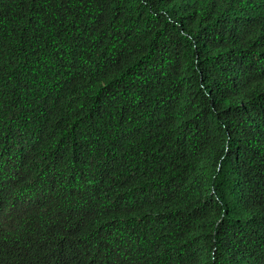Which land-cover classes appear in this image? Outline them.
Masks as SVG:
<instances>
[{"label": "trees", "instance_id": "16d2710c", "mask_svg": "<svg viewBox=\"0 0 264 264\" xmlns=\"http://www.w3.org/2000/svg\"><path fill=\"white\" fill-rule=\"evenodd\" d=\"M0 264H264V0H0Z\"/></svg>", "mask_w": 264, "mask_h": 264}]
</instances>
